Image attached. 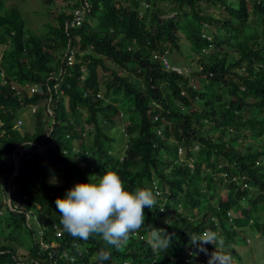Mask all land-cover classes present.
I'll use <instances>...</instances> for the list:
<instances>
[{"label": "trees", "instance_id": "16d2710c", "mask_svg": "<svg viewBox=\"0 0 264 264\" xmlns=\"http://www.w3.org/2000/svg\"><path fill=\"white\" fill-rule=\"evenodd\" d=\"M89 1L88 20L73 27L78 2L62 0L72 11L38 36L0 0V194L13 207L0 199V217L32 239L28 259L14 242L0 245V264H101L102 249L103 264H208L214 246L206 254L189 236L205 230L223 237L225 264H239L228 241L246 242L237 228L264 219V0ZM185 40L197 66L173 59L167 68L163 58ZM26 85L41 91L23 93ZM42 100L34 130L15 127ZM22 144L29 153L10 183ZM108 171L128 191L159 194L119 250L99 236L72 237L55 204ZM253 224L264 237V221ZM160 228L172 236L166 251L152 248Z\"/></svg>", "mask_w": 264, "mask_h": 264}, {"label": "clouds", "instance_id": "9594fccd", "mask_svg": "<svg viewBox=\"0 0 264 264\" xmlns=\"http://www.w3.org/2000/svg\"><path fill=\"white\" fill-rule=\"evenodd\" d=\"M75 2L77 1L75 0ZM145 4L146 2L144 3V7L148 8L149 6L147 7ZM142 11H144V9H142ZM89 16L90 14L87 18ZM68 26H72L71 22ZM22 88L24 89V86ZM31 108L33 113L37 111V106ZM19 120L18 123L21 124L22 121L21 119ZM18 123L15 127L19 126ZM24 145L25 144L20 145L14 152V161L15 156L20 162L24 153H29V149L24 147ZM41 147L42 146H39L35 150L40 151ZM44 147L46 149V146ZM15 175L16 172L12 176L14 177ZM10 183L9 189L11 187ZM158 195V193L154 194L151 190L146 188L137 189L135 192L128 191L120 175L116 171H108L98 182H92L90 177V182L88 183L75 184L71 189L67 190L64 197H58L55 204L56 211L61 217L60 223L63 229L72 237L86 241L93 236H99L108 245L119 250L130 238V235L138 234L137 231L143 226L145 221V208L155 209L158 203L156 196ZM8 204L13 208L11 196H9ZM159 210L163 212L164 207H160ZM0 214H2V211ZM255 220L259 223L264 221L262 218L254 217V219L251 220V224L254 225L253 229L240 226L237 228L242 238L243 235L247 237L246 242L239 243L228 241V251L240 257L239 264H257L253 262L252 259L260 253L264 255V237L262 233L257 230V224H253ZM40 227L41 226H39V228ZM189 236L190 243L206 254L207 248L205 245L212 244L214 246L215 251L211 253L208 264H225L227 258L218 254V250L224 245V239L217 232L205 230L202 234H192ZM252 236L256 238L260 236L263 239L262 241L258 238L260 253H256L254 250L255 247L252 246ZM152 241V248L154 251H166L171 246L172 236L167 233L165 229L160 228L152 233ZM54 244L56 243H53V246ZM46 247L48 246L46 245ZM245 249H250L252 253H245ZM109 259L110 252L102 249L99 253L101 264H103V261ZM262 263L263 261L260 260L258 264Z\"/></svg>", "mask_w": 264, "mask_h": 264}, {"label": "rangeland", "instance_id": "374dc122", "mask_svg": "<svg viewBox=\"0 0 264 264\" xmlns=\"http://www.w3.org/2000/svg\"><path fill=\"white\" fill-rule=\"evenodd\" d=\"M61 1L62 0H55L56 3L48 4L47 0H4L5 4L8 7L14 6V7H17L21 11L26 21L27 28L38 36H46L50 33L48 26L53 23H56V16L59 13H61L65 8H66L65 10H67L68 12L72 11L71 5L73 4L74 0H72V3L71 5H69L70 6L69 8L63 5ZM184 42L185 44L182 48L183 50L181 52H178L177 50L172 51V53L168 55L167 59L170 61V63L172 62L171 60L174 59V61H176V63L180 66L188 67L186 65H189V66L195 67L197 66L196 60L198 56L195 54H192L190 46L188 45V41L185 40ZM4 48H5V45L0 44L1 53H3ZM75 60L76 58L74 55L72 61L75 62ZM4 75H5V71H4ZM196 84L200 85L199 82H196ZM37 90L41 91V88H38L33 85L24 86V89L22 88V92L27 93L29 95H32V93ZM44 104H45L44 100L40 101L38 105L39 107H37V109L44 107ZM20 119L22 121L21 124L18 123L19 124L18 127L20 130H23V131H26V130L33 131L34 130V113H33L32 108H29V109L27 108L23 112V114H21ZM40 151L44 152L45 147L42 146ZM179 152L180 154L182 153L181 155H184L185 147L181 146ZM191 165L193 166V163H191ZM4 176L5 175H3L2 177L3 181H4ZM54 178L55 180L62 182L61 179H58L56 177ZM8 189H9V183H8ZM0 199L3 200L4 203H8L9 195L7 196L6 194H0ZM14 228H15L14 226L13 227L9 226L4 216L0 217V245L8 244L9 242H14L16 245L21 246L18 249L20 253L19 257L28 259L30 257V254L28 255V250L31 249V240H32L31 236L29 232H27L23 227L19 226L15 229ZM258 238L263 241L262 237L259 236ZM258 238L252 236V239H251L252 246L255 247L254 250L256 251V253H260ZM26 242H29L30 245L27 244ZM55 245L56 244H54V246ZM245 253L251 254L252 252L250 249H245ZM197 257H199V254L197 255ZM262 258H264V255L260 253L257 256H255L252 259V261L258 264Z\"/></svg>", "mask_w": 264, "mask_h": 264}, {"label": "built area", "instance_id": "2783aa9c", "mask_svg": "<svg viewBox=\"0 0 264 264\" xmlns=\"http://www.w3.org/2000/svg\"><path fill=\"white\" fill-rule=\"evenodd\" d=\"M78 2V6L76 7L73 18L71 20V25L73 27L82 25L87 18V16L91 13L92 9V3L89 0H76ZM145 6H149L148 3L145 4ZM75 55V50L72 49L70 53L67 55L68 57V63L73 64L74 62L72 61L73 57ZM164 63L167 68L171 67V63L168 61L166 57L163 58ZM174 70H178L179 72H182V68L180 67H172ZM35 110V109H34ZM57 236H60V231L56 233Z\"/></svg>", "mask_w": 264, "mask_h": 264}, {"label": "water", "instance_id": "95a60500", "mask_svg": "<svg viewBox=\"0 0 264 264\" xmlns=\"http://www.w3.org/2000/svg\"><path fill=\"white\" fill-rule=\"evenodd\" d=\"M15 166H16V171L15 172H17L18 169H19V166H20V162H19V159L16 156H15ZM12 178H13V176L11 177L10 180H12Z\"/></svg>", "mask_w": 264, "mask_h": 264}]
</instances>
